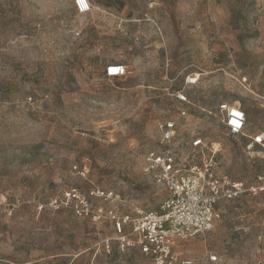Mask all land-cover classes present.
Listing matches in <instances>:
<instances>
[{"label":"rangeland","instance_id":"obj_1","mask_svg":"<svg viewBox=\"0 0 264 264\" xmlns=\"http://www.w3.org/2000/svg\"><path fill=\"white\" fill-rule=\"evenodd\" d=\"M88 1L81 13L76 0H0V264H140L115 240L107 248L112 225L77 217L65 193L108 189L122 211L156 210L167 191L144 161L163 148L166 119L183 146L193 131L220 144V174H264L260 148L218 112L236 103L246 134L264 131V0ZM111 65L125 74L110 77ZM263 199L222 202L214 227L179 251L196 264H264Z\"/></svg>","mask_w":264,"mask_h":264},{"label":"built area","instance_id":"obj_2","mask_svg":"<svg viewBox=\"0 0 264 264\" xmlns=\"http://www.w3.org/2000/svg\"><path fill=\"white\" fill-rule=\"evenodd\" d=\"M79 12L90 10L88 0H76ZM110 77L125 74L124 65L108 67ZM199 76V75H198ZM198 78L187 79L195 83ZM179 116L188 118L191 101L184 90L174 93ZM221 123L232 136L248 137V149L260 148L264 154V131L246 134L248 116L236 103L222 102L218 105ZM160 150H151L145 156V171L166 191V197L156 210L135 208L122 211L123 201L117 192L94 188L83 192L72 188L65 193L67 206L74 214L95 223H110L114 236L105 240L106 247L115 240L122 251H137L140 264H196L191 256H184L179 246L211 230L222 216V202L232 201L244 195H264V174L251 183L231 179L220 174L216 156L220 144L210 146L206 138L193 131L185 146L178 140V123L169 118L159 124ZM59 199L53 204L58 206ZM0 205L9 206L7 196H0ZM264 210V199L261 201ZM264 224V222H263ZM209 261H219L217 254H210Z\"/></svg>","mask_w":264,"mask_h":264},{"label":"bare ground","instance_id":"obj_3","mask_svg":"<svg viewBox=\"0 0 264 264\" xmlns=\"http://www.w3.org/2000/svg\"><path fill=\"white\" fill-rule=\"evenodd\" d=\"M238 103V102H237ZM239 104V103H238Z\"/></svg>","mask_w":264,"mask_h":264}]
</instances>
